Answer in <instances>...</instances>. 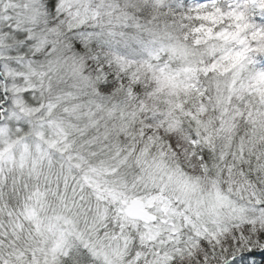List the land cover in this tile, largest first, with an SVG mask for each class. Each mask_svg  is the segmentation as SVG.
<instances>
[{
	"label": "clouds",
	"instance_id": "9594fccd",
	"mask_svg": "<svg viewBox=\"0 0 264 264\" xmlns=\"http://www.w3.org/2000/svg\"><path fill=\"white\" fill-rule=\"evenodd\" d=\"M0 264H264V0H0Z\"/></svg>",
	"mask_w": 264,
	"mask_h": 264
}]
</instances>
